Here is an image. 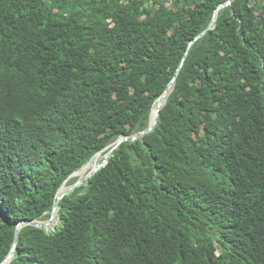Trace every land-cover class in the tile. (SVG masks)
<instances>
[{
    "label": "trees",
    "instance_id": "obj_1",
    "mask_svg": "<svg viewBox=\"0 0 264 264\" xmlns=\"http://www.w3.org/2000/svg\"><path fill=\"white\" fill-rule=\"evenodd\" d=\"M228 1L0 0V264H264V0L199 37Z\"/></svg>",
    "mask_w": 264,
    "mask_h": 264
},
{
    "label": "water",
    "instance_id": "obj_2",
    "mask_svg": "<svg viewBox=\"0 0 264 264\" xmlns=\"http://www.w3.org/2000/svg\"><path fill=\"white\" fill-rule=\"evenodd\" d=\"M232 1H233V0H229L227 3L221 5V6L216 10L215 15H214V18H213V20H212V23L210 24V26L208 27V29H206L203 33H201V35H199V37L203 36V35H204V34H205V33H206V32L212 27L213 23H214L215 20H216L217 13L219 12V10H221L222 8H224V7L228 6V5H230V4L232 3ZM199 37H197L196 40H197ZM177 73H178V71L176 72V75H175V77L172 79L171 83L168 85V87H167V89L165 90L164 94L161 96V98L164 99V103L166 102V100H167V98H168V96H169V93H170V92L168 93V90H169L170 86L173 85V84L175 83V81H176ZM164 103H163V104H164ZM163 104L160 105V106L158 107V109H157V113H156V116H155V118H154V121L151 122V124H150V126H149L148 128H146V129H144V130H142V131H139V132L136 133L135 135H132V136H129V137H125V138H121V139H119L117 145L114 146V147H113V148H112V149L106 154L105 160H104L102 163L99 164V168L96 169L95 171H92V172L86 177V179H88L89 177H91V176H92L95 172H97L102 166H104V165L107 164V160H108V158L110 157L112 151H113V150H114V149H115V148H116L121 142H123L124 140H132V141H134V140L138 139L139 137H142V136H144L145 134L151 132V131L157 126V124H158V122H159L160 110H161V107L163 106ZM153 111H154V110H153ZM153 111H152V114H153ZM76 172H77V171H76ZM76 172H74V173L71 175V177H72V176H75V173H76ZM83 181H84V180H83ZM83 181H80V180H79L78 182L74 183V184L71 185L70 188H69L64 194H62V195H59V192H60V190H59V192H58V194H57V197H56L54 210H53V212H52L51 221H53V220L55 219L53 213H54L55 210L58 208L59 200H60L61 198H63L65 194H69V193H71V192H72L77 186H79L81 183H83ZM66 182H67V181H66ZM66 182H65V183H66ZM65 183H64V184H65ZM64 184H63V185H64ZM60 189H61V188H60ZM29 223H31V224H33V225H35V226L45 227V226H43V224H41V223L38 222V221H36V222H35V221H32V222H29ZM48 224H49V223H48ZM17 234L19 235V228H18V230H17ZM13 255H14V249L12 250L11 254L7 257V259H6L3 263H1V264H8L9 261L12 259Z\"/></svg>",
    "mask_w": 264,
    "mask_h": 264
},
{
    "label": "rangeland",
    "instance_id": "obj_3",
    "mask_svg": "<svg viewBox=\"0 0 264 264\" xmlns=\"http://www.w3.org/2000/svg\"><path fill=\"white\" fill-rule=\"evenodd\" d=\"M171 4V3H170ZM108 153V152H107ZM107 153H99V154H97L95 157H97V161L98 162H100V163H102L103 161H104V158L106 157V154ZM95 157H93V159L95 158ZM92 159V160H93ZM91 160V161H92ZM90 161V162H91ZM87 165V164H86ZM85 165V166H86ZM84 166V167H85ZM83 168V167H82ZM90 171H89V169H86V170H80L79 172H77L76 174H75V176H72V178L73 179H75L74 180V182L72 183V184H70V183H68V186L67 187H69V186H71V185H73L74 183H76V182H78L79 181V179L81 178V177H83L85 174H88ZM90 174V173H89ZM88 174V175H89ZM87 175V176H88ZM85 180H87V179H85ZM84 180V181H85ZM83 181V182H84ZM67 183V182H66ZM82 184V183H81ZM80 184V185H81ZM79 185V186H80ZM78 187V186H77ZM51 217L52 216H50V217H46V218H44V219H42V220H40V221H38V222H40L41 224H43V226H45L48 230H53L54 228H55V226L59 223V212L57 213V215L55 216V219L53 220V221H51ZM49 223V224H48Z\"/></svg>",
    "mask_w": 264,
    "mask_h": 264
},
{
    "label": "bare ground",
    "instance_id": "obj_4",
    "mask_svg": "<svg viewBox=\"0 0 264 264\" xmlns=\"http://www.w3.org/2000/svg\"><path fill=\"white\" fill-rule=\"evenodd\" d=\"M172 87H173V85L170 86V88H169V90H168V93L172 90ZM163 103H164V99L162 98L161 100H159V101L156 103L154 109H152V110H154V111H153V114H152V116H151V122L154 121V118H155V116H156V113H157V109H158V107H159L160 105H162ZM94 160H95V161H94V164H93V166H92L91 171L89 170V171H90L89 173H91L92 171H95L96 169L99 168V164H100V162L97 161V157H95ZM89 173H88V174H89ZM88 174H85V175H84L83 177H81L79 180H80V181L85 180ZM69 188H70V186H69V187H67V186L65 187V186H64V188L62 189L60 195L64 194ZM57 213H58V208H57V209L55 210V212H54V217L57 215Z\"/></svg>",
    "mask_w": 264,
    "mask_h": 264
}]
</instances>
